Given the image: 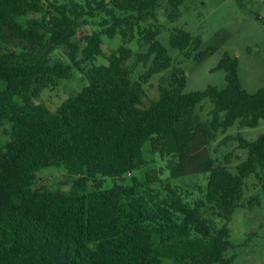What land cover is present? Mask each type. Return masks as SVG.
<instances>
[{"label":"trees","instance_id":"1","mask_svg":"<svg viewBox=\"0 0 264 264\" xmlns=\"http://www.w3.org/2000/svg\"><path fill=\"white\" fill-rule=\"evenodd\" d=\"M60 1L0 0V126L7 125L0 141V264H233L228 224L244 206L245 179L264 173V132L252 141L227 137L246 152L234 172L229 159L216 163L206 148L234 125L251 129L264 121V87L247 93L237 59L224 53L215 68L224 73L223 88L185 92L184 72L173 68L172 84L159 86L158 98L145 105L144 85L172 68L157 38L156 8L166 2L175 10L185 0ZM97 17L98 29L76 41L80 27ZM115 36L122 44L107 64H95L102 37ZM133 40L145 49L138 59L146 68L135 81L126 67ZM200 45L182 29L169 35V46L186 57ZM59 48L68 63L51 60ZM73 68L86 80L80 92L55 112L36 103ZM205 99L213 109L202 121L197 108ZM145 143L166 159L171 179L208 174L203 196L190 203L168 184L163 196H136L122 185L103 190L99 181L87 192L98 177L124 181L138 170ZM51 167L66 170L68 193L33 187L36 173ZM160 174L146 173V183H158ZM245 205L253 209L259 198Z\"/></svg>","mask_w":264,"mask_h":264},{"label":"rangeland","instance_id":"2","mask_svg":"<svg viewBox=\"0 0 264 264\" xmlns=\"http://www.w3.org/2000/svg\"><path fill=\"white\" fill-rule=\"evenodd\" d=\"M60 0H41L44 6L49 2ZM177 18L171 20L170 13ZM156 25L160 29L159 42L168 50L172 59V68L154 75L144 85L145 97L143 103L147 105L149 100L157 99L159 86H170L172 84L173 68L181 69L186 77L185 92L204 90L207 86L221 89L225 86L224 73L216 70V65L224 53L236 58L238 61V76L242 88L249 94L264 87V0H185L177 9L171 10L166 2H160L156 8ZM40 19V14H31ZM100 17L88 20L86 25L80 27L77 39L83 34H89L97 30ZM152 24L155 22L152 21ZM174 29H182L193 38H199L201 45L199 49L191 52L190 57L184 53L172 49L169 46V35ZM80 45L78 57H81L83 46ZM122 44L119 36L113 39L102 37L103 56L98 57L95 64H107L106 58L109 53ZM132 51L131 57L126 62V67L131 72L133 81L137 80L146 70L138 55L145 49L140 48L133 40L126 44ZM51 60H60L68 63L66 51L59 48L51 55ZM83 66L85 70L86 67ZM86 85L84 74L73 68L67 79L58 80L57 84L43 90L36 103L45 106L51 112L71 96H74ZM213 106L208 100H203L197 108V114L202 121L210 118ZM7 125L0 126V141H5ZM264 132V121H260L255 128L240 129L237 125L218 133L217 138L206 148L209 157L216 163L225 164L229 159L228 168L234 172L235 166L243 161L246 152L238 148V142L226 140L227 137L241 135L248 141L255 140ZM156 171L158 183H146V173ZM209 175H191L176 179L169 178L166 170V159L152 155L150 144L145 143L142 147L140 168L124 177V181L96 178L89 183L87 192L94 189L95 184L101 182V189L108 190L115 185H122L132 189L136 196H147L149 190L162 192L166 184L176 187L190 202L201 198L207 186ZM134 180V181H133ZM71 180L63 167L44 168L36 173L33 187L45 186L51 191H59L66 194L70 191ZM243 207L236 209L228 224V240L231 248L226 257L233 259V264H260L264 260V173L258 176L250 175L244 181ZM251 197L259 198L260 205L248 209L246 202ZM217 226L222 221L216 220ZM255 233V235L251 234ZM165 264H174L171 261Z\"/></svg>","mask_w":264,"mask_h":264},{"label":"crops","instance_id":"3","mask_svg":"<svg viewBox=\"0 0 264 264\" xmlns=\"http://www.w3.org/2000/svg\"><path fill=\"white\" fill-rule=\"evenodd\" d=\"M251 234L255 235V233H251ZM228 236H229V231H228L227 237ZM232 261H233V259H232ZM260 264H264V260H262Z\"/></svg>","mask_w":264,"mask_h":264}]
</instances>
